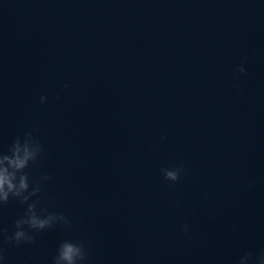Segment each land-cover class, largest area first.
Returning a JSON list of instances; mask_svg holds the SVG:
<instances>
[{"label": "water", "instance_id": "obj_1", "mask_svg": "<svg viewBox=\"0 0 264 264\" xmlns=\"http://www.w3.org/2000/svg\"><path fill=\"white\" fill-rule=\"evenodd\" d=\"M33 127L46 152L32 175H52L44 194L91 264L264 251V0H0V146ZM180 162L168 187L160 168ZM66 235L9 248L10 264H50Z\"/></svg>", "mask_w": 264, "mask_h": 264}, {"label": "clouds", "instance_id": "obj_2", "mask_svg": "<svg viewBox=\"0 0 264 264\" xmlns=\"http://www.w3.org/2000/svg\"><path fill=\"white\" fill-rule=\"evenodd\" d=\"M251 51L255 54V49ZM245 64L246 58L234 67L237 80L239 76L247 73ZM234 86L239 92L244 91L238 83ZM64 87H69V84L66 83ZM56 99H60L59 93ZM47 100L46 95L40 97L42 104ZM164 139L166 136L161 137V140ZM151 150L155 151V146ZM45 152L44 140L40 135V129L36 127L17 135L6 149L0 146V216L11 201L25 206L23 213L13 221L11 231L4 227L0 220V264H10L9 248L35 245L41 233L53 229H60L67 235L58 241L50 264H91L92 248L85 239L73 234L72 216L56 208L55 199L48 200L44 194V186L52 179V175L50 173H44L39 177L32 175V169L40 163ZM160 173L166 185L174 187L186 175V165L180 162L171 167L164 166L160 168ZM254 186L255 180L249 179L247 187L252 189ZM180 206L181 202L177 201L176 207ZM230 227L236 230L235 224ZM180 228L186 236H190L192 226L188 221H184ZM234 264H264V251L246 249L235 259Z\"/></svg>", "mask_w": 264, "mask_h": 264}]
</instances>
